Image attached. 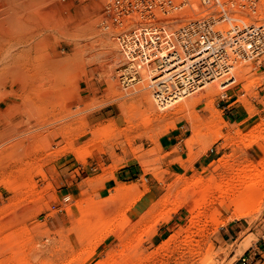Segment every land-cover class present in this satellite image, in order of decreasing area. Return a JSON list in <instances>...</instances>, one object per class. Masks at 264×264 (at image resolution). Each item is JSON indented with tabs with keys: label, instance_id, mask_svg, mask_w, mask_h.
Masks as SVG:
<instances>
[{
	"label": "rangeland",
	"instance_id": "1",
	"mask_svg": "<svg viewBox=\"0 0 264 264\" xmlns=\"http://www.w3.org/2000/svg\"><path fill=\"white\" fill-rule=\"evenodd\" d=\"M117 1L40 0L48 20L6 25L0 264H264V188L241 195L264 181V56L237 66L243 81L186 98L203 96L188 111L160 110L146 77L120 75L117 35L144 20L116 28ZM178 4L151 9L164 46L206 18L264 26V0Z\"/></svg>",
	"mask_w": 264,
	"mask_h": 264
},
{
	"label": "built area",
	"instance_id": "2",
	"mask_svg": "<svg viewBox=\"0 0 264 264\" xmlns=\"http://www.w3.org/2000/svg\"><path fill=\"white\" fill-rule=\"evenodd\" d=\"M177 1H179L177 8L181 9L189 5L187 0ZM203 5L206 8L209 7L210 1H204ZM153 7L160 13L175 8L173 0H122L117 1L113 6V12H115L114 22L117 25L122 26L124 24L123 19H126L127 22L136 18L144 20L142 23L139 22V26L118 34L116 38L122 55L123 72L130 70L133 73V78L130 75H121L123 79L129 82H132L131 80L135 81L136 76L139 75L138 70L150 67L152 64H158L161 59L167 56V54H162V51L166 49L163 40L167 36L161 28L149 24L155 18L151 10ZM222 22L228 26L227 29L222 30L217 27ZM208 23L210 28L204 30L203 26ZM171 38H173V35ZM175 43L174 46H180L183 52L187 54L194 50L198 52L208 50L210 44L224 53L227 50L229 54L228 61L238 64L264 56V26H245L242 21H228L224 16L218 21L213 20V18H206L192 21L178 29ZM173 53L175 54V52ZM215 64H212L213 69L220 72ZM222 70L224 74H230L232 67L223 65ZM230 78L229 75L227 81ZM213 81L215 80L211 77L206 82L211 83ZM234 83L235 80L232 78L227 83H222L219 88L225 90ZM241 263L248 264V261L242 258Z\"/></svg>",
	"mask_w": 264,
	"mask_h": 264
},
{
	"label": "bare ground",
	"instance_id": "3",
	"mask_svg": "<svg viewBox=\"0 0 264 264\" xmlns=\"http://www.w3.org/2000/svg\"><path fill=\"white\" fill-rule=\"evenodd\" d=\"M187 1H189L190 9H192L193 11L194 10L197 11L198 8H196V5L205 7L203 3L204 1H207V0H187ZM209 1H210L209 7L220 2V0H209ZM40 6H41L40 0H0V50H2L3 44L7 40L5 39L6 38L5 36L9 33V30H7L6 25L10 24L14 27L16 24H20V23L24 24V21L34 22L38 19H41V20L46 19L47 16H49V12H47V10L45 9H41ZM187 10H188L187 12H190L189 9ZM114 25L116 28H119L121 30L124 29V26H125L124 24L122 26L120 24L117 25V23L115 22H114ZM203 28L204 30H208L210 28V24L208 23L207 25L203 26ZM177 33L178 31L176 32V35L174 34L173 40L171 42V44L173 45L176 44L175 41H176ZM17 42H20V41H17ZM173 45H171L170 47L165 46L166 49L162 51V54H167V56L161 59L158 64H152L150 67H144L141 70H138L139 77L140 79H142V81H144L143 77H146L148 79L149 82L146 81L145 84L143 83L144 84L143 88L147 89V87H149L151 89L152 93L150 91V94L152 95L151 96L153 99L152 102L158 109L160 110L169 109L172 106H175L176 103H178L179 101H183L180 105L177 104L179 107L175 108V112L176 111L180 112L178 110H184L185 112L186 110L188 111L189 108L199 103L203 99V96L198 95L197 97H193L191 99H186V98H188L189 96H192L194 93L198 94V92L203 91L205 87H208L209 90L214 91V88L211 86V84H213L214 82L219 81L218 86H220L222 85V83H227L232 78H234L235 81L238 79H240V81H243L242 76H238L237 75L238 72L236 73L235 71L237 66L240 64H243V62H240L238 64H233L232 62H229L227 58L229 56L227 50H226V53H224L220 49L212 47L209 44L208 50H202L199 52L194 50L187 54L183 52L180 46L172 47ZM173 52H175V54ZM213 63H216L215 65L220 69V72H217L218 70L213 69L212 67ZM223 65H225L226 67L228 66L232 67L230 74H224L222 70ZM120 75H124V76L130 75L131 78H133V73L130 70H126L125 72H122ZM229 75L231 76V78L228 79L227 81V78L229 77ZM211 77L214 78L215 81L211 83H207L206 81L210 79ZM131 81H134V80H131ZM140 88L142 89V87ZM146 92L142 93L141 97L144 99L142 100L147 103L148 110L152 111L153 108L151 106V101L149 99L150 97L147 96L148 92L147 93ZM209 93H211V91L208 92V94ZM168 97H171V98L169 99ZM16 115H13V117L10 116L11 122H15V123H12L14 129L18 128L22 124V121H21L22 119H16ZM21 129H23V127ZM21 129H17V130H21ZM4 135L0 136V140L2 139V137H4ZM249 145L251 144L249 143ZM262 172H264V170L258 168L254 170L253 174L257 176L261 174ZM261 188H264V181L260 180V181L252 182L250 185L246 186L243 189L241 195L243 194L246 195V193H248L249 195L250 190L261 189ZM257 195L253 197L251 196L252 198L249 200V203H248L250 206L255 204L258 201Z\"/></svg>",
	"mask_w": 264,
	"mask_h": 264
},
{
	"label": "crops",
	"instance_id": "4",
	"mask_svg": "<svg viewBox=\"0 0 264 264\" xmlns=\"http://www.w3.org/2000/svg\"><path fill=\"white\" fill-rule=\"evenodd\" d=\"M143 198L139 199L134 205H133V208H132V211H133V214H142L144 213V211L147 209V206L145 208H143L142 210H138L137 208V205L139 204L140 200H142Z\"/></svg>",
	"mask_w": 264,
	"mask_h": 264
}]
</instances>
